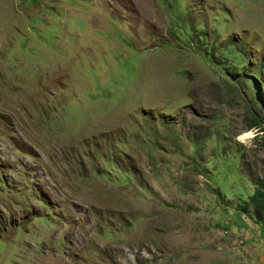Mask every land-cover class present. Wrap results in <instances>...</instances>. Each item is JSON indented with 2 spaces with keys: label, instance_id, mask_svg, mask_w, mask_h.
Listing matches in <instances>:
<instances>
[{
  "label": "rangeland",
  "instance_id": "obj_1",
  "mask_svg": "<svg viewBox=\"0 0 264 264\" xmlns=\"http://www.w3.org/2000/svg\"><path fill=\"white\" fill-rule=\"evenodd\" d=\"M262 127L264 0H0V264H264Z\"/></svg>",
  "mask_w": 264,
  "mask_h": 264
},
{
  "label": "trees",
  "instance_id": "obj_2",
  "mask_svg": "<svg viewBox=\"0 0 264 264\" xmlns=\"http://www.w3.org/2000/svg\"><path fill=\"white\" fill-rule=\"evenodd\" d=\"M259 74V73H258ZM256 124L259 123L258 118L255 119ZM264 136V127L261 130ZM247 206L252 207V214L258 221L264 220V175L256 182L254 192L249 196L248 202L242 207L241 211L246 212Z\"/></svg>",
  "mask_w": 264,
  "mask_h": 264
},
{
  "label": "snow or ice",
  "instance_id": "obj_3",
  "mask_svg": "<svg viewBox=\"0 0 264 264\" xmlns=\"http://www.w3.org/2000/svg\"><path fill=\"white\" fill-rule=\"evenodd\" d=\"M249 135H251V133H249Z\"/></svg>",
  "mask_w": 264,
  "mask_h": 264
}]
</instances>
